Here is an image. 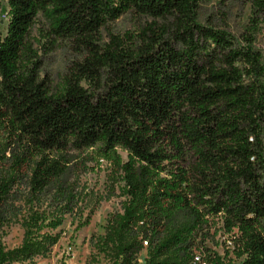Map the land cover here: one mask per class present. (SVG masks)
<instances>
[{
	"label": "trees",
	"instance_id": "16d2710c",
	"mask_svg": "<svg viewBox=\"0 0 264 264\" xmlns=\"http://www.w3.org/2000/svg\"><path fill=\"white\" fill-rule=\"evenodd\" d=\"M202 1L8 0L0 128L9 156L0 152V165L12 160L13 175L0 171V230L23 197L33 204L49 194L51 225H61L74 211V152L98 147L125 198L93 243L113 264H232L204 247L217 222L240 264H264V0H248L240 37L200 22ZM128 12L151 22L135 37L102 43V29ZM40 14L52 43L86 53L58 93L30 39ZM17 177L23 195L13 190ZM41 218L24 221L20 247L0 246V264L46 251L52 238L38 237Z\"/></svg>",
	"mask_w": 264,
	"mask_h": 264
},
{
	"label": "rangeland",
	"instance_id": "374dc122",
	"mask_svg": "<svg viewBox=\"0 0 264 264\" xmlns=\"http://www.w3.org/2000/svg\"><path fill=\"white\" fill-rule=\"evenodd\" d=\"M8 0H0V31L6 34L9 21ZM252 6L248 0H203L200 4L198 19L204 24L224 28L237 37L246 30L250 23ZM151 22V19L139 16L133 12L122 15L115 21L109 22L101 31V42L107 43L111 35L125 38L126 35L137 36L141 30ZM48 21L43 15H39L31 29L30 39L33 49L42 63L41 76L49 81L53 93L61 92L64 88V76L69 66L74 61H80L85 57V51L77 50L70 41L58 39L52 43L48 35ZM257 44L264 55V27L257 36ZM6 135L0 128V152L6 149ZM123 159H127V153L118 149ZM9 156L8 152H5ZM78 168L74 171L71 181L76 187V198L72 214L64 216L62 224L53 227L55 208L50 205V194L45 195L41 202L27 203L23 197L16 203L17 214L0 230V246L5 250L20 247L25 240L26 229L23 225L34 212H39L45 225L38 232V237L45 234L51 236V241L43 254L32 259L14 262L13 264H113L104 253H100L93 243L105 234V227L109 216L122 210L125 200L120 197V183L111 179V161L102 155L98 147L86 149L82 152H74ZM0 165V171L11 177L9 167ZM27 167H23L20 173H26ZM114 182V183H113ZM13 190L25 194V183L21 177H17ZM114 190L115 193H112ZM53 192H51L52 194ZM20 195V194H19ZM50 224V225H47ZM221 223L217 222L211 230V239L206 241V247L211 253H217L227 262L240 264V261L232 254L227 243V236L220 229ZM200 254V251L197 252ZM199 258V257H198ZM138 259L144 263L147 252L143 250Z\"/></svg>",
	"mask_w": 264,
	"mask_h": 264
}]
</instances>
